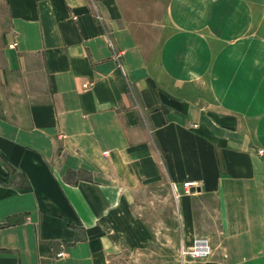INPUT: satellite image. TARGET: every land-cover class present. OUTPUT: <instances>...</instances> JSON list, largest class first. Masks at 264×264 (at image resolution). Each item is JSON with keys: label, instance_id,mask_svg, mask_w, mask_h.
Returning a JSON list of instances; mask_svg holds the SVG:
<instances>
[{"label": "crops", "instance_id": "obj_1", "mask_svg": "<svg viewBox=\"0 0 264 264\" xmlns=\"http://www.w3.org/2000/svg\"><path fill=\"white\" fill-rule=\"evenodd\" d=\"M2 2L0 264H264V0Z\"/></svg>", "mask_w": 264, "mask_h": 264}, {"label": "rangeland", "instance_id": "obj_2", "mask_svg": "<svg viewBox=\"0 0 264 264\" xmlns=\"http://www.w3.org/2000/svg\"><path fill=\"white\" fill-rule=\"evenodd\" d=\"M8 30V19L6 10L0 0V68L3 67V50L6 41V31ZM168 214V213H166ZM165 216V215H164ZM169 217V215H166ZM170 218V217H169ZM168 230L158 231V255L153 261H146L143 264H178L177 249L179 247V231L174 218L168 219ZM181 255V254H180ZM182 256V255H181ZM187 257V256H185ZM187 260H195L188 257Z\"/></svg>", "mask_w": 264, "mask_h": 264}, {"label": "built area", "instance_id": "obj_3", "mask_svg": "<svg viewBox=\"0 0 264 264\" xmlns=\"http://www.w3.org/2000/svg\"><path fill=\"white\" fill-rule=\"evenodd\" d=\"M15 45V43L13 44ZM85 88H88V84L83 85ZM195 185L191 183H185L184 187L186 188L185 193L191 194V191L189 190L190 187H194ZM211 253V248L209 241L206 237L198 236L195 237L192 241L191 246L188 249L182 250L181 255L182 257H189L191 259L195 260H203L206 257H208ZM58 256H62V254H58Z\"/></svg>", "mask_w": 264, "mask_h": 264}]
</instances>
